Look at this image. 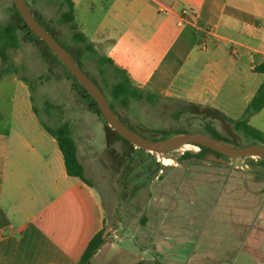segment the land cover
I'll use <instances>...</instances> for the list:
<instances>
[{
    "label": "rangeland",
    "instance_id": "rangeland-1",
    "mask_svg": "<svg viewBox=\"0 0 264 264\" xmlns=\"http://www.w3.org/2000/svg\"><path fill=\"white\" fill-rule=\"evenodd\" d=\"M28 1L80 59L83 70L105 88L99 64L103 49L90 52L73 40L70 26L61 19L64 0ZM13 6V0H0V24L13 20ZM17 36L19 47L8 48L7 62L0 59L5 77L0 133L24 117V100L17 99L13 83L18 76L30 88L38 118L54 129L69 128L86 177L104 204L108 247L93 264H264L261 160L229 159L220 166L193 155L201 149L192 144L167 154L137 150L113 134L43 43L29 38L25 28ZM114 103L121 120L145 138H160L154 130H166L212 137L218 132L242 147L254 142L206 107L164 97L154 102L131 99L127 107Z\"/></svg>",
    "mask_w": 264,
    "mask_h": 264
},
{
    "label": "crops",
    "instance_id": "crops-1",
    "mask_svg": "<svg viewBox=\"0 0 264 264\" xmlns=\"http://www.w3.org/2000/svg\"><path fill=\"white\" fill-rule=\"evenodd\" d=\"M72 1L80 31L141 93L239 120L264 82L254 72L264 63V0ZM14 78L24 117L0 133V264H78L108 232L104 204L94 185L68 175L29 86ZM262 116L249 124L264 134Z\"/></svg>",
    "mask_w": 264,
    "mask_h": 264
},
{
    "label": "trees",
    "instance_id": "trees-1",
    "mask_svg": "<svg viewBox=\"0 0 264 264\" xmlns=\"http://www.w3.org/2000/svg\"><path fill=\"white\" fill-rule=\"evenodd\" d=\"M27 5L29 6L30 10L32 11L33 15L35 16L36 20L51 34L54 36V38L71 54V56L77 61L79 66L82 68L80 59L75 56L65 44H63L59 38L57 37V34L55 30L48 24V22H45L41 19V17L34 11L33 6L28 0H25ZM60 9L63 11L61 14V19L64 23L68 24L70 26V29L72 31V38L74 41L81 43L84 45V47L90 51H94L93 45L90 43V41L87 39V37L80 31L79 24L76 20V11H75V5L72 0H64V2L60 1ZM12 14H13V20L7 24H0V59L2 63H5L9 60L8 55V48H18L19 47V39L17 36V32L21 28H25L27 31V36L29 38H35L39 40L41 43H43L46 47L47 45L40 40L34 33L31 32L30 28L26 25L24 19L20 15L17 7H12ZM48 51L51 53V55L59 61L64 68L67 71V74L69 77L74 81V89L78 92H80L84 98H86L88 101L93 102L95 104V111L98 113L105 121L101 110L99 109L98 105L95 103L92 96L87 92V90L79 83V81L75 78V76L67 69V67L55 56V54L47 47ZM77 57V59L75 58ZM99 64L102 68L101 73L103 76V80L105 83V88L102 87L94 78H91L86 72V74L97 84V86L104 92V94L107 97V100L113 109V111L116 113L115 103L119 102L121 106L127 107L129 104V101L131 99L135 100H148L149 102H154L159 96L141 93L132 83L131 78L129 77L128 73L124 70L119 69L116 67L113 63V61L101 57L99 60ZM109 66L113 67V71L109 69ZM104 67V68H103ZM83 69V68H82ZM254 72L258 74H264V63L257 65L254 68ZM3 78V72L1 70L0 65V81ZM192 107H201L199 105L194 104H188ZM208 108V107H207ZM264 109V82L261 84L260 88L256 92L255 96L252 98L250 104L246 108L243 116L239 120H233L219 111L215 109L208 108V110L215 113L217 116H221V118L232 125L234 127V130L237 133H242L245 136L252 138L254 142L252 144H261L264 145V134L252 127L249 124V121L252 116L259 113ZM118 118L121 120L120 116ZM122 121V120H121ZM123 122V121H122ZM108 124V122L106 121ZM124 123V122H123ZM125 124V123H124ZM42 125L46 129L48 133H50L58 142V146L63 154L66 170L69 176L76 177L82 180L84 183H86L89 186H93V182L86 177L85 174V167L83 163L80 161L79 154H78V146L76 141L72 138L70 130L67 126H62L60 128H51L44 122H42ZM109 125V124H108ZM126 125V124H125ZM129 127L128 125H126ZM130 128V127H129ZM132 129V128H131ZM133 130V129H132ZM134 131V130H133ZM154 132L162 134L163 136L160 138H153L149 140H164L167 139L173 135L177 134H183V131H166V130H154ZM214 134V137L223 141H228L225 138H223L218 132H212ZM120 139L125 141L128 144L127 140H125L123 137H121L119 134H117ZM250 144V145H252ZM201 149L200 152L193 154L199 159H204V154L206 152H209L210 149L206 147H199ZM140 151H143L142 149H137ZM186 155V154H185ZM216 155L220 156L216 153ZM261 160V162L264 164V159L258 158ZM245 160H249L250 162L253 161V158H245ZM216 165H222V163H215ZM106 230L103 229L100 231L89 243L87 249L85 250L84 254L82 255L80 261L78 264H91L94 256L99 252V250L106 244Z\"/></svg>",
    "mask_w": 264,
    "mask_h": 264
},
{
    "label": "water",
    "instance_id": "water-1",
    "mask_svg": "<svg viewBox=\"0 0 264 264\" xmlns=\"http://www.w3.org/2000/svg\"><path fill=\"white\" fill-rule=\"evenodd\" d=\"M26 25L57 56V58L75 76L79 83L92 96L104 118L113 130L137 149L150 153L167 154L183 146L192 144L210 149L203 157L206 161L228 163L229 159L262 158L264 145L252 144L240 146L237 141H223L202 133H183L164 140H149L127 127L111 108L106 95L97 84L85 73L71 54L51 35L35 18L25 0H13ZM219 154L220 156L216 155Z\"/></svg>",
    "mask_w": 264,
    "mask_h": 264
},
{
    "label": "bare ground",
    "instance_id": "bare-ground-1",
    "mask_svg": "<svg viewBox=\"0 0 264 264\" xmlns=\"http://www.w3.org/2000/svg\"><path fill=\"white\" fill-rule=\"evenodd\" d=\"M193 146V145H192ZM197 147V146H196ZM168 160H171V159H168ZM167 165V164H166Z\"/></svg>",
    "mask_w": 264,
    "mask_h": 264
}]
</instances>
